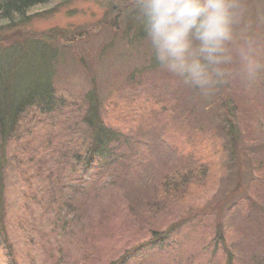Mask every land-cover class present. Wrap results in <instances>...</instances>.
I'll use <instances>...</instances> for the list:
<instances>
[{
  "label": "trees",
  "instance_id": "obj_1",
  "mask_svg": "<svg viewBox=\"0 0 264 264\" xmlns=\"http://www.w3.org/2000/svg\"><path fill=\"white\" fill-rule=\"evenodd\" d=\"M50 1L0 0V26L7 23L11 27L8 31L0 27V264H93L88 259L95 260L99 256L93 253L95 248L89 243L87 230L91 223L82 227L86 236L76 232L72 236L80 240L77 253L67 245V239L74 231L72 215H80L84 204L86 208L91 206L79 201L88 185L94 188L98 185L99 190L100 186L111 184L120 189L124 194L122 198L131 203L130 208L136 215L132 220L138 218L140 228H143L149 222L145 216L152 207L158 208L165 203L155 197L173 192L180 195L185 187L178 189V186L204 174L212 172L213 175L223 164L222 155L227 152L228 157L235 155V140L231 137L235 127L229 126L232 145L228 149L214 136L209 143L211 134L201 130V124L195 126L189 117L190 109L182 99L177 105L169 106L170 98L151 97L134 92L135 88L129 90V94L119 91L117 98L112 89L109 96L101 99L94 89L85 92L74 84H58L55 62L62 48L59 45L63 42L59 35L62 32L59 29L52 31L49 39L53 42L41 37L43 33L36 36L32 31L23 30L32 35L22 40L13 34L20 33L21 29L16 28L19 17L32 7L46 6ZM115 4L136 11L128 19L137 22V35L140 38L146 36L151 42L143 23L140 0H121ZM109 25L113 27V24ZM218 70H221L220 65ZM138 79L146 83L144 86L152 83L143 76ZM125 97L127 101L121 102ZM109 100L113 104H108ZM102 108L104 111H100ZM209 109L205 111L203 107L202 111L207 113ZM25 122L30 123L29 131L23 128ZM31 133L36 139L40 138V143L33 147L41 152L39 159L29 154L16 158L10 145L13 147L14 144L26 153L28 147L24 137ZM56 140L61 141L55 149L58 157L47 167L49 158L45 153ZM18 141L23 142L17 146ZM214 144H217L216 151ZM254 148L245 147L243 154L249 167L246 179L240 182L243 191L236 193V188L227 192L230 194L225 199L229 203L221 215L222 222L216 225L214 237L210 238L209 234L206 238L199 233L201 227L208 230L214 226L220 214L217 218L209 209L192 210L182 216L184 225L177 233L179 239L170 245L163 244L169 233L159 238L141 239L128 248L121 247V253L108 264H217L215 259L203 257V243L208 244L212 252H222L226 256L223 264H264V206L259 203V197L250 192V188L258 190L263 183L259 172L261 166L253 157ZM176 160L178 165H163ZM7 164L25 177L23 181L28 180V188L21 197L27 203L18 202L19 208H14L12 201L5 197ZM31 168L35 169L33 173H27ZM164 168L160 183L155 184V178L148 180L155 169ZM43 169L46 173L41 178ZM143 173H149V176L145 178ZM23 185L26 188V183ZM142 187H147L146 191H157L150 197H131L133 190ZM233 193L238 195L233 197ZM63 205L67 206L66 211H63ZM78 208L80 212H77ZM63 218H66L64 222ZM225 223L226 227L235 223L233 226L243 230L231 242L224 239ZM12 234L15 240H12ZM22 253L27 255L26 263L21 260Z\"/></svg>",
  "mask_w": 264,
  "mask_h": 264
},
{
  "label": "rangeland",
  "instance_id": "obj_2",
  "mask_svg": "<svg viewBox=\"0 0 264 264\" xmlns=\"http://www.w3.org/2000/svg\"><path fill=\"white\" fill-rule=\"evenodd\" d=\"M118 2L121 0H52L46 6L32 7L27 14L19 17L16 28L21 29L20 33L13 34L14 37L18 36V39L22 40L32 35L26 31L34 32L36 36L43 33L41 37L53 42L54 40H50L49 37H52L54 29H59L62 32L59 35L63 37V42H59L62 48L55 62V81L58 84H74L85 92L94 89L101 99L109 96L112 89L116 94L114 97L117 98L120 92L129 94V90L134 88L136 89L134 92H143L151 97L170 98L169 106L177 105V101L182 99L183 104L190 109L189 117L195 126L201 124V130L211 134L209 143L214 136L215 139H220L223 147L228 149L232 145L228 133L229 126L235 127L231 134L235 140L233 144L235 155L232 158L228 157V152L222 155L223 164L213 175L212 172L204 174L196 180L178 186V189L185 187L180 191V195L173 192L161 195L165 198L155 197L156 200L165 203L160 205L159 209L152 207L145 216V220L149 222L143 228H140L141 222L138 218L136 221L132 220L136 215L130 208L131 203H126L122 198L124 194L120 193V189L111 184H104L99 190L98 185L95 188L88 185L82 191L79 201L91 206L86 208L84 204V210L80 215L77 214V217L72 215L74 231L68 237L67 245L72 252L77 253L80 249L77 245L80 240L72 236L76 235L75 232L86 236L82 227L91 223L87 230L90 234L89 243L95 248V251L92 250L93 253L99 256L95 260L88 259L93 264H108L121 253V247L128 248L141 239L159 238L165 233L169 235L166 236L163 244L170 245L173 240L179 239L177 233L184 225L182 216L192 210L209 209L211 215L217 218L220 214V217L215 219L214 226L208 227V230L201 227L199 233V236L206 238L209 234L210 238L214 237L216 225L222 222L221 215L229 203L225 198L236 188V193L243 191L240 182L246 179L247 167H249L243 154L246 151L245 147H255L253 157L258 160L259 167L261 166L259 172L263 183L258 190L250 188V192L259 197L257 198L259 203L264 206V0H232V38L226 44L228 59L220 64L221 70H217L216 67L211 71V78L204 86L193 85L183 76L168 69L157 55H154L156 50L152 42H149L146 36L140 38L137 35L136 30L139 28L137 22L128 19V16L132 13L136 14V11L120 8L115 4ZM109 24H113V27ZM2 26L0 27L6 31L11 30L7 23H3ZM16 41L17 38L13 43ZM142 76L149 82L152 81L151 85L144 86L146 83L138 79ZM126 101L125 97L121 102ZM109 102L113 104V101L109 100L108 104ZM202 103L205 111L210 108L207 113L202 111ZM110 108L114 109L111 106ZM129 109H132V105H129ZM30 127V123L25 122L23 128L29 131ZM45 131L47 130L44 129ZM212 132L217 134L212 135ZM35 137L33 133L24 137L28 147L25 149L26 153L22 149L15 148L14 144L13 147L10 145L12 151L16 153V158L27 157L29 154L39 159L41 152L33 147L40 143V138ZM21 142L23 141H18L17 146ZM59 142L57 140L52 142L45 153L49 158L47 167L52 159L58 157L55 149ZM212 146L216 151L217 144ZM10 156L14 155L10 154ZM178 164L179 161L176 160L172 164L168 161L163 165L165 167ZM6 166L5 197H8L7 201H12L11 205L14 208H19L18 202H26V199L21 197L28 188V180L23 181L25 177L16 173L11 164ZM165 169L160 171L155 169L148 180L155 178V184L160 183ZM33 170L35 169L31 168L27 173H33ZM45 173L46 169H43L40 177L42 178ZM143 176L147 178L149 173H143ZM22 181L26 183V188ZM20 182L18 186L17 183ZM146 190L147 187L135 189L131 197H150L157 191ZM236 193H233V197L238 195ZM71 195L75 196V194ZM62 207L63 211L67 210L66 205ZM77 212H80L79 208ZM80 216L81 219L78 218ZM65 219L63 218V222ZM233 225L226 227L225 223L223 230L226 235L224 239L229 242L243 231L241 227ZM148 226L159 228L152 230ZM12 238L15 240L14 234ZM21 244L23 246L22 241ZM88 251L91 252L89 248ZM202 252L206 260L208 257L211 261L215 259L217 264L226 261V256L222 252H212L208 244L203 243ZM21 257L22 262L26 263L27 255L22 253ZM74 260L76 261L77 258Z\"/></svg>",
  "mask_w": 264,
  "mask_h": 264
},
{
  "label": "clouds",
  "instance_id": "obj_3",
  "mask_svg": "<svg viewBox=\"0 0 264 264\" xmlns=\"http://www.w3.org/2000/svg\"><path fill=\"white\" fill-rule=\"evenodd\" d=\"M232 6V0H140L158 59L199 86L207 84L211 71L228 59Z\"/></svg>",
  "mask_w": 264,
  "mask_h": 264
}]
</instances>
